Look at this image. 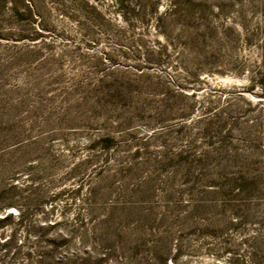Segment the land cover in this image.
Listing matches in <instances>:
<instances>
[{"label": "rangeland", "instance_id": "374dc122", "mask_svg": "<svg viewBox=\"0 0 264 264\" xmlns=\"http://www.w3.org/2000/svg\"><path fill=\"white\" fill-rule=\"evenodd\" d=\"M0 235V264H264V0H0Z\"/></svg>", "mask_w": 264, "mask_h": 264}, {"label": "trees", "instance_id": "16d2710c", "mask_svg": "<svg viewBox=\"0 0 264 264\" xmlns=\"http://www.w3.org/2000/svg\"><path fill=\"white\" fill-rule=\"evenodd\" d=\"M7 216H5L4 219L7 218ZM2 239H3V237H2V235H0V246L4 247V248H7V251H8V249H10V247L13 246L14 240H13L12 237L6 238L3 241H2Z\"/></svg>", "mask_w": 264, "mask_h": 264}]
</instances>
